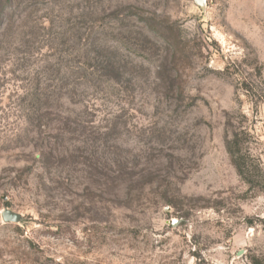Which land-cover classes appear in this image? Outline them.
<instances>
[{
    "label": "rangeland",
    "instance_id": "rangeland-1",
    "mask_svg": "<svg viewBox=\"0 0 264 264\" xmlns=\"http://www.w3.org/2000/svg\"><path fill=\"white\" fill-rule=\"evenodd\" d=\"M8 12L0 211L21 219L0 215V264L264 259V0H15ZM238 127L263 172L254 187L225 150Z\"/></svg>",
    "mask_w": 264,
    "mask_h": 264
},
{
    "label": "trees",
    "instance_id": "trees-1",
    "mask_svg": "<svg viewBox=\"0 0 264 264\" xmlns=\"http://www.w3.org/2000/svg\"><path fill=\"white\" fill-rule=\"evenodd\" d=\"M14 1L15 0H0V24L3 28L5 27V29L12 20V15L8 12V10L12 7V4L14 3ZM74 37L78 39L79 43L82 44V47H83V42H82L83 41V30L79 34L75 35ZM77 44L73 43V45L69 48L73 50L72 53H75L77 51V48L75 46ZM102 63L105 64V67H103L104 70L105 69L106 70L115 69L114 60L113 61L111 59L105 60V61L103 60ZM67 67L69 68L71 75L75 77V79L73 80V84H75L76 86L81 85L83 87V55L77 56V57H75L74 55V57L70 60ZM88 70L90 72H88L87 75L92 77L91 75L94 73V70H90L88 69V67H86L84 69V72L87 73ZM63 74H66V71H64ZM85 80L88 83L93 82V78H87L86 75H85ZM28 90L29 89L26 88L25 90H23V92L26 94ZM71 92L74 93L75 91L74 92L71 91ZM80 92H81V96L83 97V88L81 89ZM245 138H246V132L242 130V128L240 127L231 128L226 135L224 146L229 156V159L232 165L234 166L239 177L246 184H248L249 187H254L256 185H260L259 179L262 178L263 172L261 171V169H258V172H257L251 168L250 156L248 155V152L244 144ZM260 189L264 193V188L259 187V190ZM251 262L252 264H264V259L253 257L251 258Z\"/></svg>",
    "mask_w": 264,
    "mask_h": 264
},
{
    "label": "water",
    "instance_id": "water-1",
    "mask_svg": "<svg viewBox=\"0 0 264 264\" xmlns=\"http://www.w3.org/2000/svg\"><path fill=\"white\" fill-rule=\"evenodd\" d=\"M193 3L198 6L204 8L206 5V0H193ZM0 215L3 221H10V222H18L21 219V215L17 212H14L13 210L9 208H3L0 211ZM174 223V222H173Z\"/></svg>",
    "mask_w": 264,
    "mask_h": 264
}]
</instances>
